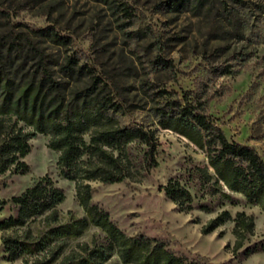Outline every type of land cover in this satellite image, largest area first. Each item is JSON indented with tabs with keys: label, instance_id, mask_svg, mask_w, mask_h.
<instances>
[{
	"label": "rangeland",
	"instance_id": "374dc122",
	"mask_svg": "<svg viewBox=\"0 0 264 264\" xmlns=\"http://www.w3.org/2000/svg\"><path fill=\"white\" fill-rule=\"evenodd\" d=\"M47 28L66 36L67 43L51 42L43 35ZM1 38L34 43L59 63L76 57L116 92L125 106L123 122L154 130L155 163L147 172L133 181L90 183L92 202L122 231L166 240L174 252L204 264H264V251L242 254L248 246L264 245V211L239 194L229 193L232 201L212 194L197 176L206 167L205 153L159 127L151 111L161 101L153 95L157 90L178 99L188 92L203 102L229 141L254 148L264 160V0H203L198 6L192 0H0ZM29 143L23 159L29 172L0 174V201H9L0 206V221L14 211L10 199L45 175L64 192L57 207L61 215L70 210L84 216L74 183L59 176L57 154L47 147V137L38 134ZM131 151L140 159L144 147L132 144ZM175 181L190 191L191 210L167 198ZM200 205L210 210H200ZM224 210L232 217L242 211L254 219L253 232L239 250H234L233 222L201 233ZM93 233L101 236L91 229L81 240ZM0 264H20L4 259L1 241ZM104 264L123 263L113 255Z\"/></svg>",
	"mask_w": 264,
	"mask_h": 264
},
{
	"label": "trees",
	"instance_id": "16d2710c",
	"mask_svg": "<svg viewBox=\"0 0 264 264\" xmlns=\"http://www.w3.org/2000/svg\"><path fill=\"white\" fill-rule=\"evenodd\" d=\"M192 1L197 6L203 2ZM227 13L233 19V13ZM43 35L58 45L67 43L54 28L43 30ZM162 65L168 66L164 60ZM153 95L161 100L151 110L159 127L185 137L205 153L206 167L197 176L210 192L228 201L233 200L229 193L239 194L264 211V160L256 150L229 141L206 114L203 102L190 93L180 99L166 90ZM124 113L125 106L109 83L76 57L66 56L59 63L34 43L0 39V174H27L30 167L23 159L31 150L29 141L43 135L47 147L57 154L59 176L74 183L84 212L79 218L69 210L63 217L57 208L65 198L63 190L51 177L39 178L10 199L14 211L0 221L6 261L104 264L116 255L123 264H204L174 252L166 240L142 233L127 235L92 202L91 182L133 181L154 166V130L123 122ZM132 144L144 147L140 159L132 153ZM166 196L181 209H192L193 197L178 181L168 186ZM8 202L2 200L0 206ZM199 209L210 210L206 205ZM225 222H233L234 250H239L253 232L254 219L242 211L232 217L224 210L203 225L201 233ZM91 229L101 236L93 233L82 241ZM260 251L264 245L254 244L242 254Z\"/></svg>",
	"mask_w": 264,
	"mask_h": 264
}]
</instances>
